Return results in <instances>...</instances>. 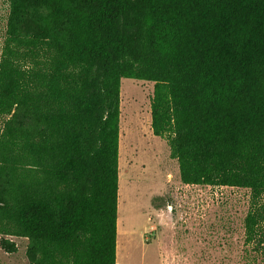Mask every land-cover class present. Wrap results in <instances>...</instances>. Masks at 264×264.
Masks as SVG:
<instances>
[{
    "label": "trees",
    "instance_id": "obj_1",
    "mask_svg": "<svg viewBox=\"0 0 264 264\" xmlns=\"http://www.w3.org/2000/svg\"><path fill=\"white\" fill-rule=\"evenodd\" d=\"M0 246L117 264L121 83H154L185 185L247 190L264 252V0H5Z\"/></svg>",
    "mask_w": 264,
    "mask_h": 264
},
{
    "label": "rangeland",
    "instance_id": "obj_2",
    "mask_svg": "<svg viewBox=\"0 0 264 264\" xmlns=\"http://www.w3.org/2000/svg\"><path fill=\"white\" fill-rule=\"evenodd\" d=\"M6 15L0 0V53ZM154 86L121 83L117 264H264V252L245 245L247 190L182 183L169 138L152 131ZM8 239L18 252L0 246V264H29L28 241Z\"/></svg>",
    "mask_w": 264,
    "mask_h": 264
},
{
    "label": "bare ground",
    "instance_id": "obj_3",
    "mask_svg": "<svg viewBox=\"0 0 264 264\" xmlns=\"http://www.w3.org/2000/svg\"><path fill=\"white\" fill-rule=\"evenodd\" d=\"M120 230V229H119ZM120 233V232H119Z\"/></svg>",
    "mask_w": 264,
    "mask_h": 264
}]
</instances>
